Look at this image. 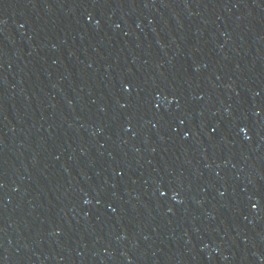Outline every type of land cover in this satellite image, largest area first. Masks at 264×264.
<instances>
[{"label": "water", "instance_id": "1", "mask_svg": "<svg viewBox=\"0 0 264 264\" xmlns=\"http://www.w3.org/2000/svg\"><path fill=\"white\" fill-rule=\"evenodd\" d=\"M0 264H264V0H0Z\"/></svg>", "mask_w": 264, "mask_h": 264}]
</instances>
